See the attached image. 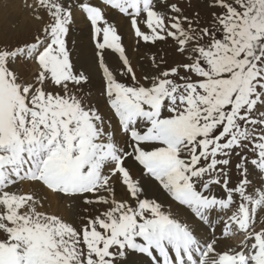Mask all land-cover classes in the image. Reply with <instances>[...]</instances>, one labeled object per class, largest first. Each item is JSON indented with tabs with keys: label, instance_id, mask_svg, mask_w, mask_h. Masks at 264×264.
<instances>
[{
	"label": "snow or ice",
	"instance_id": "snow-or-ice-1",
	"mask_svg": "<svg viewBox=\"0 0 264 264\" xmlns=\"http://www.w3.org/2000/svg\"><path fill=\"white\" fill-rule=\"evenodd\" d=\"M23 7L30 38H0V264H264V0Z\"/></svg>",
	"mask_w": 264,
	"mask_h": 264
},
{
	"label": "bare ground",
	"instance_id": "bare-ground-1",
	"mask_svg": "<svg viewBox=\"0 0 264 264\" xmlns=\"http://www.w3.org/2000/svg\"><path fill=\"white\" fill-rule=\"evenodd\" d=\"M27 2L32 3L33 0H27ZM24 3L25 0H0V21L4 19L9 20L10 26L16 29V31L21 29L25 30L29 27L33 32L38 27V24L31 20L29 11L23 7ZM74 24L77 28L70 31L68 44L74 52L73 60L79 66L89 54L87 48L89 28L85 25L84 20L80 16L76 17ZM124 41L129 45L130 57H134L136 52L132 51L131 40L126 37ZM144 51L145 49L142 47L140 53L143 55ZM25 189H27V187H25ZM54 205L56 210L63 215L64 210L58 205L57 200L54 201ZM261 214H264V209L261 210ZM129 264H148V260L147 258H144L143 262H141V260L136 257H132L131 260H129Z\"/></svg>",
	"mask_w": 264,
	"mask_h": 264
},
{
	"label": "rangeland",
	"instance_id": "rangeland-1",
	"mask_svg": "<svg viewBox=\"0 0 264 264\" xmlns=\"http://www.w3.org/2000/svg\"><path fill=\"white\" fill-rule=\"evenodd\" d=\"M196 8L198 9L199 7H196ZM188 14L189 15L192 14V9H188ZM201 14L203 15L204 13L202 12ZM77 16H79V15H77ZM32 33H33L32 29L31 28L29 29V27H27L25 30L21 29V30H17L16 31V29H14V28H12L10 26L9 20L4 19V20L0 21V38L9 40L10 39L9 37L14 35L12 41H16V40H20V39H25L26 40V39H29V37L32 35ZM18 35H20V36H18ZM126 37H127V39H129L127 35H126ZM159 50L160 51L162 50V52H164V54H166V53L169 54V58H171V56H170V54L172 52L171 47H169L168 45H163L162 44V45L159 46ZM137 59L138 58H136V60H134L132 58V61H133L134 65L137 63Z\"/></svg>",
	"mask_w": 264,
	"mask_h": 264
}]
</instances>
